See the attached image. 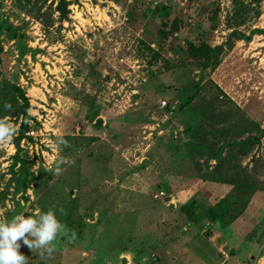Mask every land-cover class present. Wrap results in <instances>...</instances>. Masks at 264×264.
Here are the masks:
<instances>
[{
	"label": "rangeland",
	"instance_id": "1",
	"mask_svg": "<svg viewBox=\"0 0 264 264\" xmlns=\"http://www.w3.org/2000/svg\"><path fill=\"white\" fill-rule=\"evenodd\" d=\"M251 5L227 46L231 0H0V98L16 82L30 104L19 150L29 181L11 167L13 138L0 148V220L52 209L66 226L51 257L21 241L27 264H204L196 250L207 264L220 250L223 264H264V132L239 159L254 186L246 206L218 226L203 211L231 184L199 177L203 160L183 135H169L183 112L165 109L175 111L200 77L204 97L194 101L203 109L219 88L231 121L248 116L264 130V0ZM198 40L221 47L218 65L183 59L185 43ZM1 113L16 136L21 116ZM57 134L68 146L53 153ZM41 153L72 163L55 176Z\"/></svg>",
	"mask_w": 264,
	"mask_h": 264
},
{
	"label": "trees",
	"instance_id": "2",
	"mask_svg": "<svg viewBox=\"0 0 264 264\" xmlns=\"http://www.w3.org/2000/svg\"><path fill=\"white\" fill-rule=\"evenodd\" d=\"M231 1L232 10L229 16L226 17L225 25L233 28V30L231 34H228L227 40L225 41V45L227 46H230V38L235 35L234 28L242 24L246 16H248L253 9L251 4L259 0ZM176 25L177 22L174 21L172 26L176 28ZM193 41H187L185 43V48L183 50L187 52L188 55L186 54V58L183 59L186 60L189 55L192 56L191 62L194 61L201 70L205 67L211 68L219 64V53L222 51L221 47L216 46V49H211L203 40H198L197 42ZM158 57L159 53L153 52L152 60H157ZM179 59L173 60L175 64H173V66H178L176 62ZM166 63L164 66H166ZM199 76H201V74ZM199 78L200 77L194 82L191 93L183 98L175 111V108H170L171 106L169 104L165 106V109L171 110L173 113L177 111L178 113L183 112L182 118L179 119L182 132L180 131L178 133H182L184 140L180 142H182L189 153H197L198 157L203 160L205 167L203 170H200L201 168L198 169L199 177L204 181L231 184V189L226 194L220 196L214 205H206L203 211L210 221L215 222L218 226H225L242 214L246 206L248 194L254 188L253 185L247 184L249 183L246 177L247 167L245 165L241 166L239 159L249 153L253 144L259 141L264 130H259V123L254 120V118L248 116H244L239 121H231L235 115H233L231 106L223 108L222 105L226 101H224L222 96H225V93L219 88H217V92L214 91L210 93L207 109H203L200 101H194L196 97L200 98V100L204 97V94L200 92L202 85ZM8 86L11 88V98L5 94L0 98V113L1 111H5L1 114L10 115L15 118L21 116L22 118L19 132L14 136L16 151L15 154L12 155L13 162L11 167L19 163V170L25 168L26 183H28L27 181L29 180L27 176L29 175V168L25 160L19 157V150L20 140L24 137L26 130L29 128L27 124L29 119V115L27 114V110L30 106L29 99L16 82H12L8 84ZM7 93H10V91H7ZM6 100H8V104H11L10 109L5 108V104H7V102L5 103ZM238 123V128H234L232 124ZM172 132L171 130L169 135H171ZM210 160H214L215 162L212 167L209 165ZM15 175L16 171L12 170L11 177L13 178ZM193 205L194 202L189 201L185 202L183 206V211H188L192 218L194 213L190 212L188 208L186 209V206L193 207ZM68 225L70 226V224ZM205 232L207 235L209 234V230ZM195 252L198 253L197 250ZM216 253V260L213 262L221 258L217 261V263H219L223 258L219 252ZM208 260H211L210 257H208Z\"/></svg>",
	"mask_w": 264,
	"mask_h": 264
},
{
	"label": "clouds",
	"instance_id": "3",
	"mask_svg": "<svg viewBox=\"0 0 264 264\" xmlns=\"http://www.w3.org/2000/svg\"><path fill=\"white\" fill-rule=\"evenodd\" d=\"M10 109L11 104H5ZM18 129L7 119H0V148L11 145ZM67 147L68 142L62 134H57L54 141L47 142V147L53 153ZM48 162L46 170L55 176L62 173V165L72 163L63 157L49 160L47 153H41ZM66 226L62 224L52 209L38 213L36 216H25L22 213L15 215L11 220H0V264H27L28 258L19 249L21 241L33 252L42 257H51L55 250L58 236L65 233ZM75 234H73V239Z\"/></svg>",
	"mask_w": 264,
	"mask_h": 264
},
{
	"label": "built area",
	"instance_id": "4",
	"mask_svg": "<svg viewBox=\"0 0 264 264\" xmlns=\"http://www.w3.org/2000/svg\"><path fill=\"white\" fill-rule=\"evenodd\" d=\"M163 102V101H162ZM182 132V127L180 126V127H178V129H175L174 131H173V133L176 135L178 132ZM181 135H182V133H180ZM165 195V193H164V191H162V190H158V191H156L155 192V196H156V198H162L163 196ZM220 255H222V257H226V256H224L223 254H224V251L223 250H220ZM227 258H225V259H223V260H226ZM218 264H223V261H221V262H219ZM252 264H254V262L252 263Z\"/></svg>",
	"mask_w": 264,
	"mask_h": 264
},
{
	"label": "crops",
	"instance_id": "5",
	"mask_svg": "<svg viewBox=\"0 0 264 264\" xmlns=\"http://www.w3.org/2000/svg\"><path fill=\"white\" fill-rule=\"evenodd\" d=\"M236 220V219H235ZM234 220V221H235ZM232 223V222H231ZM217 252V251H216ZM194 255H196V259L199 261V262H203L204 264H207V261L205 260L206 258H203L202 256H201V253H194ZM260 256L261 257H263L264 255L263 254H260ZM207 260H208V258H207ZM209 261V260H208ZM218 264V263H217Z\"/></svg>",
	"mask_w": 264,
	"mask_h": 264
},
{
	"label": "water",
	"instance_id": "6",
	"mask_svg": "<svg viewBox=\"0 0 264 264\" xmlns=\"http://www.w3.org/2000/svg\"><path fill=\"white\" fill-rule=\"evenodd\" d=\"M96 122H97V124H100L101 123V119L97 118Z\"/></svg>",
	"mask_w": 264,
	"mask_h": 264
},
{
	"label": "bare ground",
	"instance_id": "7",
	"mask_svg": "<svg viewBox=\"0 0 264 264\" xmlns=\"http://www.w3.org/2000/svg\"><path fill=\"white\" fill-rule=\"evenodd\" d=\"M127 253V252H126Z\"/></svg>",
	"mask_w": 264,
	"mask_h": 264
}]
</instances>
